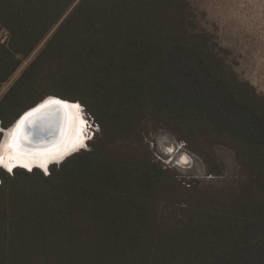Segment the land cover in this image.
<instances>
[{
  "label": "trees",
  "instance_id": "1",
  "mask_svg": "<svg viewBox=\"0 0 264 264\" xmlns=\"http://www.w3.org/2000/svg\"><path fill=\"white\" fill-rule=\"evenodd\" d=\"M34 52L0 98V126L54 96L98 132L48 175L0 170V264H264V96L187 2L0 0V90ZM41 83L53 88L38 94ZM147 126L210 175L222 173L214 144L231 148L243 192L193 197L148 155L114 146Z\"/></svg>",
  "mask_w": 264,
  "mask_h": 264
},
{
  "label": "rangeland",
  "instance_id": "2",
  "mask_svg": "<svg viewBox=\"0 0 264 264\" xmlns=\"http://www.w3.org/2000/svg\"><path fill=\"white\" fill-rule=\"evenodd\" d=\"M192 13L195 25L212 37L221 49L226 50V63L241 81L252 85L259 95L264 96V0H184ZM36 52L29 56L10 80L0 90V98L10 89L25 66L31 62ZM53 87L41 83L38 94ZM39 103V102H38ZM77 103V102H76ZM79 104V103H78ZM81 106V105H80ZM82 133L84 144L78 150H88L89 143L98 132L93 118L83 106ZM122 152L148 155L163 169L175 184L193 197L206 195L226 197L234 192H243L240 165L231 148L223 143H215L214 156L222 166L220 175H210L202 159L189 150L176 136L164 129H144L139 143H117ZM0 170H3L0 168ZM5 173V170H3ZM241 186V187H240ZM177 192V191H176Z\"/></svg>",
  "mask_w": 264,
  "mask_h": 264
},
{
  "label": "water",
  "instance_id": "3",
  "mask_svg": "<svg viewBox=\"0 0 264 264\" xmlns=\"http://www.w3.org/2000/svg\"><path fill=\"white\" fill-rule=\"evenodd\" d=\"M52 97H54V96H52ZM52 97H48V96L45 97L44 99H42L41 103L39 102L36 105H34L33 107L26 110L25 112H23L8 128L3 129L0 126V135H1L0 136V147H1V144L3 142L7 141V139H9L8 141H10V139L13 138V140H14L16 138V136L18 135L19 141H20V146L22 145L24 147H27L28 150H31V152H29V153H31V155H36V156L41 155V153H39V152L44 151V150H46L44 153H51V152L55 151V149H51V148L56 144V140L59 137V132H60V128H61L60 127V124H61L60 121L63 118L64 114H66V112H67V108H66L67 106H65L64 104L56 106L59 109V115L56 116L55 118H52V117L47 115V113L49 111H51L52 106H49V108H47V109H41L39 112L33 113V117L31 118L33 120L38 121V117L41 116V119H39L42 121L41 127H43V129H45V132L43 133L42 136H40V135L34 136L33 135L32 129L35 125H33V126L29 125V126L23 127V128L17 127L19 122L23 118H25L28 113L33 112L34 109L39 108V106L41 104H43L45 101H47L48 99H50V98L51 99H55V98L60 99L58 97H55V98H52ZM67 104L73 105L72 103H67ZM35 127H38V126L36 125ZM10 129H11V133H13V135L11 137H10V135H6L8 130H10ZM72 149L73 148L69 147V151L67 152L66 155L63 156L62 159L48 162L45 170L42 168H39V167H32L31 170H29L28 168H21V167L17 168L16 166H14L12 168L11 172H9L6 169H4V170L11 174L15 169H22V170H25L27 172H31L32 170L37 169V170H40L45 175H48L50 166L62 163L66 158L77 153L78 150L80 149V147L79 148L75 147V150H72ZM53 153H55V152H53Z\"/></svg>",
  "mask_w": 264,
  "mask_h": 264
},
{
  "label": "bare ground",
  "instance_id": "4",
  "mask_svg": "<svg viewBox=\"0 0 264 264\" xmlns=\"http://www.w3.org/2000/svg\"><path fill=\"white\" fill-rule=\"evenodd\" d=\"M49 97H52V96H49ZM52 98H55V97H52ZM59 100L63 101L64 102L63 104L67 106L66 107L67 112L66 114H64L63 118L60 121L61 128L59 132V137L56 140V144L51 148V149H55V151H53L55 153L53 152L44 153L46 151L44 150V151L39 152L41 153V155H37V156L31 155V153H29L31 152V150H28L27 147H24L22 145L20 146L19 150L10 149V148L5 147V145L12 143L13 138L10 139V141H8L9 139H7V141L3 142L0 147V156L3 157L5 163L11 164L12 168L14 166H16L17 168L18 167L26 168L23 166L25 163L29 164L30 168L32 167L41 168L40 164L43 163L45 159H47V163L50 161L57 160V159L48 158L50 155H53V154L58 155L60 152H65L66 150L68 152L69 147L73 148V146L78 145L80 141H82L84 144V135L82 133L83 119H82V114H81V108L79 112H77L75 109L71 107V105L67 104V103H72V104H77V103L69 102V101L62 100V99H59ZM39 119H41V116L38 117V121L34 120V123L31 124V126L33 125L38 126V127L34 126L32 129L34 136H38V135L42 136L43 133L45 132V129L41 127L42 121ZM9 133H11V129L8 130L6 135H9ZM76 148H79V147H76ZM47 163L45 167L42 169L44 170L46 169ZM0 168L1 169L3 168V170L6 169L2 164H0Z\"/></svg>",
  "mask_w": 264,
  "mask_h": 264
},
{
  "label": "snow or ice",
  "instance_id": "5",
  "mask_svg": "<svg viewBox=\"0 0 264 264\" xmlns=\"http://www.w3.org/2000/svg\"><path fill=\"white\" fill-rule=\"evenodd\" d=\"M63 103L64 102L59 100V99H51L50 98L49 100L45 101L44 104H41L39 106V108L34 109L33 112L28 113L26 115V117L23 118L19 122L17 127L18 128H23V127H27V126L31 125L32 123H34V120L31 119L33 117V113L34 112H39L41 109H47V108H49V106H52V108H51V111H49L47 113V115L52 117V118H55L56 116L59 115V109L56 106H59V105H61ZM71 107L73 109H75L77 112H79L81 106H80V104L77 103V104L71 105ZM9 135L12 136L13 133H9ZM82 146H83V142L80 141L78 145H74L73 146L72 150H75V147H82ZM5 147L10 148V149H14V150H19V148H20L19 136L17 135L16 138L13 140V142L10 143V144L5 145ZM66 154H67V150L65 152H60L58 155H55V154L50 155L48 158L59 160V159H62L63 156L66 155ZM46 163H47V159H45L44 162L40 164V167L44 168ZM0 164H2L9 172L12 171V165L8 164V163H5L2 156H0ZM23 166L28 168L29 170H31L29 164L25 163Z\"/></svg>",
  "mask_w": 264,
  "mask_h": 264
}]
</instances>
